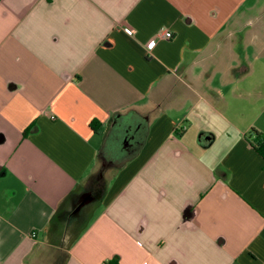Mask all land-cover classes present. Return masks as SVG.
<instances>
[{
	"label": "crops",
	"instance_id": "1",
	"mask_svg": "<svg viewBox=\"0 0 264 264\" xmlns=\"http://www.w3.org/2000/svg\"><path fill=\"white\" fill-rule=\"evenodd\" d=\"M252 131L264 0H0V264H264Z\"/></svg>",
	"mask_w": 264,
	"mask_h": 264
},
{
	"label": "trees",
	"instance_id": "2",
	"mask_svg": "<svg viewBox=\"0 0 264 264\" xmlns=\"http://www.w3.org/2000/svg\"><path fill=\"white\" fill-rule=\"evenodd\" d=\"M250 137L252 146L264 158V136L252 131Z\"/></svg>",
	"mask_w": 264,
	"mask_h": 264
},
{
	"label": "built area",
	"instance_id": "3",
	"mask_svg": "<svg viewBox=\"0 0 264 264\" xmlns=\"http://www.w3.org/2000/svg\"><path fill=\"white\" fill-rule=\"evenodd\" d=\"M158 37L165 39V40H172L173 34L170 31H162L159 33ZM155 44H156V38H153L147 43V47L150 49L154 47ZM109 264H112V263H109Z\"/></svg>",
	"mask_w": 264,
	"mask_h": 264
},
{
	"label": "flooded vegetation",
	"instance_id": "4",
	"mask_svg": "<svg viewBox=\"0 0 264 264\" xmlns=\"http://www.w3.org/2000/svg\"><path fill=\"white\" fill-rule=\"evenodd\" d=\"M130 135H131V133H130Z\"/></svg>",
	"mask_w": 264,
	"mask_h": 264
}]
</instances>
